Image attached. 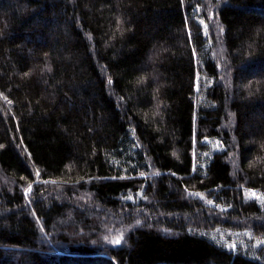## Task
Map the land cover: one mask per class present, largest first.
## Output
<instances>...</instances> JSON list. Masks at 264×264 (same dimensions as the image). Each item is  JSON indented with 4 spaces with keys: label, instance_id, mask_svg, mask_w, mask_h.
<instances>
[{
    "label": "trees",
    "instance_id": "1",
    "mask_svg": "<svg viewBox=\"0 0 264 264\" xmlns=\"http://www.w3.org/2000/svg\"><path fill=\"white\" fill-rule=\"evenodd\" d=\"M250 190L264 0H0V264H264Z\"/></svg>",
    "mask_w": 264,
    "mask_h": 264
},
{
    "label": "rangeland",
    "instance_id": "2",
    "mask_svg": "<svg viewBox=\"0 0 264 264\" xmlns=\"http://www.w3.org/2000/svg\"><path fill=\"white\" fill-rule=\"evenodd\" d=\"M29 191H30L29 188L24 189L23 190L24 195H27L29 193ZM247 197L249 200H253V201H256L257 203L264 205V195H262L256 191H251V190L248 191ZM128 198H133V200H135V201L139 200L142 202H146L145 197L142 194H140L139 192L137 194V197L131 195ZM199 201L201 202L200 205H202L203 208H210L211 207L212 209L216 210V208H214V207H217V205L215 203H213L209 198L202 196L199 199Z\"/></svg>",
    "mask_w": 264,
    "mask_h": 264
},
{
    "label": "snow or ice",
    "instance_id": "3",
    "mask_svg": "<svg viewBox=\"0 0 264 264\" xmlns=\"http://www.w3.org/2000/svg\"><path fill=\"white\" fill-rule=\"evenodd\" d=\"M114 243H120V240H119V239H117V240H115V241H114Z\"/></svg>",
    "mask_w": 264,
    "mask_h": 264
}]
</instances>
